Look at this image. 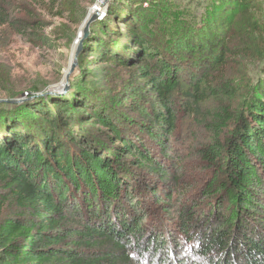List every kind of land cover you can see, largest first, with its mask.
I'll return each instance as SVG.
<instances>
[{
    "label": "trees",
    "instance_id": "obj_1",
    "mask_svg": "<svg viewBox=\"0 0 264 264\" xmlns=\"http://www.w3.org/2000/svg\"><path fill=\"white\" fill-rule=\"evenodd\" d=\"M55 1L0 0V29L43 31L36 11L57 13ZM155 3L111 1L79 54L96 67L82 83L124 70L134 98L150 97L129 116L117 97L84 92L0 111V264H264V65L234 109L200 106L231 97L212 75L234 53L223 41L247 1L209 0L195 28H168ZM180 109L211 133L196 148L207 173L183 200L168 146Z\"/></svg>",
    "mask_w": 264,
    "mask_h": 264
},
{
    "label": "rangeland",
    "instance_id": "obj_2",
    "mask_svg": "<svg viewBox=\"0 0 264 264\" xmlns=\"http://www.w3.org/2000/svg\"><path fill=\"white\" fill-rule=\"evenodd\" d=\"M111 1L113 0H56L54 12L57 13L36 11L44 21L43 31L20 35L8 27L1 28L0 100L27 98L32 95L34 97L15 104L0 103V111H11L15 106L50 95L67 96L74 92H84L94 98L108 95L117 97L122 105L120 112L129 116V106L150 100V97L144 94H141L140 98H134V91L129 89V75L124 70H111L107 74H97V77L92 74V79L88 75L85 79L89 80L82 83V74L90 73L87 70L96 67L88 61L83 63L84 60L79 55L81 50L74 61V68L70 71L74 46L81 36L80 27L84 26L91 9L96 6L99 14L90 24L85 37L87 38L91 25L104 17L106 7ZM246 1L245 11L234 18L230 32L223 41L234 53L228 57L225 67L216 69L212 75L214 80L222 74L216 81H226L229 84L232 89L231 97H209L200 104L204 112L208 113L217 108L234 109L239 93L244 92L247 84L256 79L261 65H264V0ZM207 3L209 0H156L155 5H160L161 10H164V17L169 20L168 28H173L174 23L181 19L191 28H195L204 22L201 17ZM99 4L103 5L99 7ZM143 6L149 7L146 1ZM170 20L173 22L170 23ZM179 31L180 28L176 27V32ZM259 51H262L261 56L259 53L257 55ZM206 57L207 55H204L205 59ZM182 79L180 89L175 94L178 106L186 99L184 93H189V79ZM64 87L67 89L63 93H45L53 88L54 91L60 92ZM39 93L45 94L35 96ZM131 115L139 116L137 111ZM204 122L203 119L194 118L182 109L178 112L175 135L168 144L173 154L181 160L178 167L180 193L176 195V199L196 197L197 191H191L200 184V180L207 173L196 155V148L205 144L211 136ZM87 129L89 134L95 135V139L99 138L97 136L101 139L105 136V130L97 125H88ZM182 192L185 193L183 196L180 195Z\"/></svg>",
    "mask_w": 264,
    "mask_h": 264
},
{
    "label": "water",
    "instance_id": "obj_3",
    "mask_svg": "<svg viewBox=\"0 0 264 264\" xmlns=\"http://www.w3.org/2000/svg\"><path fill=\"white\" fill-rule=\"evenodd\" d=\"M103 4H99V7H101ZM99 14V10L97 9L96 6H94L92 9H91V12L89 13L88 17H87V20L83 26V29H82V34H81V37H80V40L77 42L76 46L74 47V57H73V64L71 65V68H70V71H72V69L74 68L75 66V59H76V56L77 54L79 53V51L81 50L82 48V43H83V40L85 39L87 33H88V30H89V26L90 24L97 19V16ZM62 87V86H60ZM58 87V88H60ZM57 88V87H56ZM67 88L64 87V89L60 92H56L54 91V88L51 89V90H48L47 92H45L46 94H58V93H63ZM45 93H39V94H35V96H41ZM32 97H34V95L32 96H29L27 98H17V99H1L0 100V103H10V104H15V103H19V102H22L26 99H31Z\"/></svg>",
    "mask_w": 264,
    "mask_h": 264
},
{
    "label": "bare ground",
    "instance_id": "obj_4",
    "mask_svg": "<svg viewBox=\"0 0 264 264\" xmlns=\"http://www.w3.org/2000/svg\"><path fill=\"white\" fill-rule=\"evenodd\" d=\"M80 28H81V34H82V29H83V27H80ZM80 37H81V36H80ZM79 40H80V38L78 39V41H79ZM78 41H77V42H78ZM76 44H77V43H76ZM75 46H76V45H75ZM75 46H74V47H75ZM72 51H73V50H72Z\"/></svg>",
    "mask_w": 264,
    "mask_h": 264
}]
</instances>
